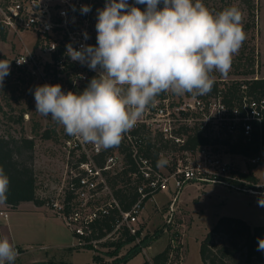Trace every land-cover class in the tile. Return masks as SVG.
<instances>
[{
  "label": "built area",
  "instance_id": "built-area-1",
  "mask_svg": "<svg viewBox=\"0 0 264 264\" xmlns=\"http://www.w3.org/2000/svg\"><path fill=\"white\" fill-rule=\"evenodd\" d=\"M82 5H89L91 11L81 14ZM96 11L95 0H0V28L20 38L25 33L35 36L32 46H25L16 56L15 69L31 75L39 85L60 84L64 92H79L89 74L95 71L72 61L66 54V45L71 43L79 48L82 43L91 44ZM85 32L89 36L87 40ZM263 120L264 100L244 96L240 105L229 107L220 94L175 100L168 92L164 93L126 133L125 141L131 146L135 164L129 176L137 179L133 185L138 193L130 210L122 209L111 186V178L126 167L125 155L118 148L105 150L83 144L67 134L65 145L70 159L67 177L46 205L72 231L76 237L74 246H95L127 237H133L140 244L144 239L140 238L141 216L147 201L157 193L171 192L173 188L179 195L187 185L199 183H241L242 191L259 193L248 187L250 182L240 177L216 144L222 135H228L229 139L240 132L249 140L254 124L261 125ZM141 126H145L144 131L131 134ZM184 129L189 133L192 129L202 131L212 142L183 149L186 136L180 131ZM149 144L161 149L159 159L166 158V165L158 166L153 156L146 155ZM250 162L254 167L264 162V153ZM0 217L8 219V212L1 211ZM111 218V230L105 229V235L98 237L102 222Z\"/></svg>",
  "mask_w": 264,
  "mask_h": 264
},
{
  "label": "rangeland",
  "instance_id": "rangeland-1",
  "mask_svg": "<svg viewBox=\"0 0 264 264\" xmlns=\"http://www.w3.org/2000/svg\"><path fill=\"white\" fill-rule=\"evenodd\" d=\"M96 9L104 7L105 0H95ZM130 4L134 0H128ZM210 11L217 13L227 7L236 6L243 14L246 39L238 54L233 57L226 76L213 72L215 81L221 87L248 79L264 78V0H203ZM143 10L145 5H137ZM95 23L92 42L96 41ZM0 37V59L10 61V74L0 87V136L35 138V172L37 194L44 201L54 196L67 175L68 150L65 145L66 133L63 126L35 111L36 105L30 89L39 85L38 80L14 67V60L25 46L31 47L35 36L25 33L22 37L3 32ZM167 93V92H165ZM172 99H179L170 91ZM207 95V94H206ZM202 95V97H207ZM48 133L50 139H44ZM218 136V133L214 134ZM238 134L231 135L236 141ZM228 135H222L216 144L220 154L237 169L238 173L252 172L257 179L253 190L244 192L240 183L214 184L199 183L187 185L181 194L160 192L150 198L141 216L139 244L136 239L129 242H102L85 247L72 246L76 237L67 224L56 217L46 205L36 206L40 213L32 211L28 205L16 209L6 206L1 211L8 212V219L0 217V239L7 237L19 253L15 264H142L171 246L168 264H204L200 255L201 243L221 217H235L245 220L251 226H264V207L258 200L264 198V162L253 167L250 159L228 152L223 143ZM71 165V164H70ZM174 187L173 184H171ZM177 198H176V197ZM176 198V200H175ZM175 204L172 205V202ZM47 213H46V212ZM53 217H47L52 216ZM215 244L226 243L224 235L215 237ZM122 243L121 247L117 245ZM72 246L71 250L69 248ZM64 247V248H63ZM139 249L138 254H134ZM128 262H124L126 258ZM240 255L237 264H244ZM256 264H264L257 262Z\"/></svg>",
  "mask_w": 264,
  "mask_h": 264
},
{
  "label": "clouds",
  "instance_id": "clouds-1",
  "mask_svg": "<svg viewBox=\"0 0 264 264\" xmlns=\"http://www.w3.org/2000/svg\"><path fill=\"white\" fill-rule=\"evenodd\" d=\"M90 11L89 5L80 8L81 14ZM242 20L236 6L214 13L203 0H105L96 11V44L66 45L72 61L97 74L80 92L48 83L30 89L35 111L83 144L105 150L119 146L162 92H211L215 78L210 74L226 76L247 38ZM9 74L10 61L0 59V87ZM167 163L163 157L157 161ZM9 184L0 167V205L7 202ZM258 204L264 207V198ZM257 251L264 252V238H258ZM18 255L7 237L0 239V264H15Z\"/></svg>",
  "mask_w": 264,
  "mask_h": 264
},
{
  "label": "trees",
  "instance_id": "trees-1",
  "mask_svg": "<svg viewBox=\"0 0 264 264\" xmlns=\"http://www.w3.org/2000/svg\"><path fill=\"white\" fill-rule=\"evenodd\" d=\"M4 30L0 28V37L6 38L3 34ZM96 41L94 42V45ZM93 45V43H92ZM96 72H91L80 88V91L87 86L90 79L95 76ZM162 92L160 95H163ZM222 95L225 103L229 107L240 105L243 97H252L257 101L264 100V78H253L233 83L230 86L221 87L219 82L215 81L211 92L206 96L213 97ZM145 130V126H141L131 131L132 135H137ZM180 134L186 136V143L183 149H195L198 146L210 144L211 139L202 131L192 129L189 133L188 129L180 131ZM44 139H50V135L45 133ZM124 134L118 148L125 155V169L111 178V186L115 196L120 201L122 209L130 210L132 205L138 199V193L133 182L137 183V179L132 180L129 174L134 172L135 164L132 157L131 146L125 141ZM229 148L228 152L233 155H240L247 159H252L264 153V120L261 125L254 124L251 137L244 138L242 132L239 133L236 141L230 139L223 141ZM35 138L30 137H14L12 135L0 136V167H2L9 177L10 184L7 193V202L3 204L9 209H16L22 203L32 202L37 206H43L46 201L41 200L37 194V177L35 172ZM113 148V147H112ZM109 148V149H112ZM166 148V147H165ZM160 148L148 145L147 156H153L154 162L157 164L159 160ZM73 160H71V163ZM73 165V163H72ZM254 167V166H253ZM241 176L250 182L253 189L257 185V179L252 172L241 173ZM113 219H106L98 228V237L105 235L104 230H111ZM224 235L226 243L222 245L215 244V237ZM258 238H264V226H251L245 220L235 217H221L217 224L209 231L207 236L201 243L200 255L204 264H237V256L240 255L244 264H256L264 260V252L257 251ZM133 237H127L125 242L133 240ZM121 242V241H120ZM122 243L117 245L120 248ZM72 248H69L71 250ZM137 250V248L135 249ZM138 249L135 255L138 254ZM171 246L157 254L152 259L145 260L142 264H168L170 260ZM126 258L124 262L133 256ZM122 260L116 261L119 264Z\"/></svg>",
  "mask_w": 264,
  "mask_h": 264
},
{
  "label": "crops",
  "instance_id": "crops-1",
  "mask_svg": "<svg viewBox=\"0 0 264 264\" xmlns=\"http://www.w3.org/2000/svg\"><path fill=\"white\" fill-rule=\"evenodd\" d=\"M38 197L40 198V196H39V194H38ZM41 200H43L42 198H40ZM23 205H28V207L29 208H31V210L32 211H35V212H38V213H40V211H42V209L39 207H37L34 203H32V202H27V203H22L19 207H21V206H23ZM4 205H0V208H2ZM46 212V211H45ZM47 213V212H46ZM50 215H52L51 213H50ZM47 217H53V215L52 216H48L47 215ZM76 243V242H75ZM75 243H73V245L72 246H74L75 245ZM72 246H70V247H65V248H71ZM64 248V247H63ZM149 259V258H148Z\"/></svg>",
  "mask_w": 264,
  "mask_h": 264
}]
</instances>
